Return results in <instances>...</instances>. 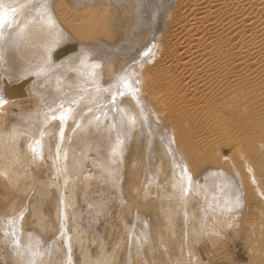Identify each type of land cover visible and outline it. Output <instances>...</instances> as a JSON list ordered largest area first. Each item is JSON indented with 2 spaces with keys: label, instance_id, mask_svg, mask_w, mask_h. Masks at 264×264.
<instances>
[{
  "label": "bare ground",
  "instance_id": "obj_1",
  "mask_svg": "<svg viewBox=\"0 0 264 264\" xmlns=\"http://www.w3.org/2000/svg\"><path fill=\"white\" fill-rule=\"evenodd\" d=\"M84 1L0 0L1 184L7 190L23 186L24 172L17 168L22 162L13 159L19 142L34 167L41 160L48 165V157V167L61 177L58 193L67 249L65 184L81 170L88 151L95 149L97 173H105L115 187L112 156L130 139L136 142L140 132L145 150L153 141L163 147L172 174L167 182L170 191L163 196L179 200L183 211L201 197L208 199L206 213L241 206L244 185L264 199L260 175L237 147L239 137L223 125H241L242 111L264 109L258 98L264 93V0H175L172 11L174 0H127L129 25L147 29L138 49L128 44L123 50L110 48L102 38L111 34L114 15ZM120 50L126 55L111 70L112 57ZM151 52L154 59L148 64ZM12 76L19 79L9 81ZM24 94L35 106L33 113L10 119L11 107L23 102L14 98ZM78 103L86 111L76 122L73 110ZM199 122L210 130L201 139L194 134ZM103 129L111 134L104 146L107 159L99 152L102 140L109 138H100ZM133 129L139 132L131 135ZM48 131L55 136L51 149L44 140ZM236 153L245 160L246 176L235 167L232 172L204 169L207 163L217 164ZM156 175L149 181L154 183ZM203 190L212 194L206 197ZM19 210L9 207L3 230L22 263L37 264L48 246L41 247L42 238L34 233L20 238L24 217Z\"/></svg>",
  "mask_w": 264,
  "mask_h": 264
},
{
  "label": "rangeland",
  "instance_id": "obj_2",
  "mask_svg": "<svg viewBox=\"0 0 264 264\" xmlns=\"http://www.w3.org/2000/svg\"><path fill=\"white\" fill-rule=\"evenodd\" d=\"M10 1L13 3L16 0ZM116 1L84 2H93L95 8L110 16L114 15L115 25H111L109 29L111 34L102 37L110 48L115 47L117 50L122 47L123 50L129 44L138 49L147 28L145 25L136 30L133 25L131 28L129 24H132V15L128 10L131 1ZM175 4L174 0L170 11ZM121 50L112 57L114 64L111 70L126 55ZM153 56L154 53L151 52L148 64L153 62ZM102 77L98 82L102 81ZM16 79L19 77L12 76L9 81L15 82ZM17 98H21L23 102L11 107L9 114L13 117L10 119H15L18 115L30 117L35 106L26 99L28 95L14 99ZM258 98L261 99L260 103H264V93L258 95ZM86 100L83 99L85 104L88 102ZM254 108L242 111L244 119L241 125L234 122L223 125L229 127L234 136L239 137L240 143L237 147L241 148V152L245 154L244 159L253 164L260 175V186L264 192V147H261L264 145V109ZM73 111L77 122L86 110H83V104H79ZM195 126L194 134L198 139L210 135L207 125L199 122ZM136 131L133 129L131 135ZM100 132L101 139L109 137L102 140L99 148V152L107 159L104 146L110 140L111 134L104 129ZM48 134L44 140L51 149L55 141L54 131H48ZM142 135L140 132L136 142L131 139L127 141L120 151L121 154L115 153L112 156L115 187L105 173H97L100 167L97 166L99 160L95 149H92L95 153L88 151L81 170L77 171L78 174H73L74 179L71 177L65 184L64 193L69 203L65 221L69 249L62 237L61 227L64 220L60 216L61 195L58 193L61 177L54 173L52 166L48 167V157V165L41 160L34 167L25 156L23 144L19 142L20 150H14L13 159L19 158L22 162L17 168L24 172L23 186L18 190H7L0 182V264H23L13 249L14 244L7 239V232L3 230L4 214L9 212L10 206L14 210L20 209L19 212L22 211L24 217L20 223V226L23 225L20 238L34 233L42 238L39 243L41 247L48 246L37 264H71V261L74 264H264V199L253 193L252 188L244 185L240 190L241 198H244L241 206L220 212L208 209L209 213H206L203 206L208 199L203 201L201 197V201L199 198L198 201L191 200L183 211L179 200L173 196H163L170 191L167 182L172 175L169 166H166L167 156L163 153V147L153 141L151 149L145 150V138ZM80 138L82 135L74 140L75 144ZM244 159L236 153L227 160L221 159L217 164L207 163L204 169L219 167L232 172L235 167L246 176ZM154 175L156 178L152 183L149 180ZM202 194L209 197L212 193L203 190ZM136 234L140 237L138 241Z\"/></svg>",
  "mask_w": 264,
  "mask_h": 264
}]
</instances>
